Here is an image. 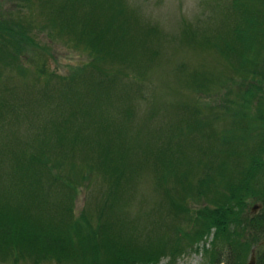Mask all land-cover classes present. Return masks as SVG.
I'll return each instance as SVG.
<instances>
[{"label":"rangeland","instance_id":"rangeland-1","mask_svg":"<svg viewBox=\"0 0 264 264\" xmlns=\"http://www.w3.org/2000/svg\"><path fill=\"white\" fill-rule=\"evenodd\" d=\"M91 1L97 6L93 13L81 16L84 9L91 10L89 5L75 15L70 7L61 11L67 13L64 23L62 16L57 21L52 18L51 8L60 9L65 0H31L29 5L27 0H0V19L18 18L32 42L22 52V71L0 59V95L10 105L9 110L2 109L6 114L0 120V163L9 161L17 151L37 157L32 164L46 175L43 179L54 205L51 215L67 234L72 231L69 239L74 245L60 259L55 254L37 256L30 249L10 254L0 248V264H114L108 259L112 254L102 246L108 238L137 247L160 248L162 240L169 244L158 260L140 259L133 264H211L206 249L213 246L214 229L195 243L185 237L193 234L196 210L209 204L211 197L195 192L184 199L185 190L178 181L183 185L198 182L201 176L189 173L191 161L220 160L210 152L219 141L214 138L209 142L211 138L194 127L195 118L218 114L215 127L227 128L248 100L251 111L245 114L244 127L256 129L260 112L264 115V92L258 93L254 80L263 78L261 74L254 78L244 74V69L250 73L264 70V57L258 63L256 60L259 54L264 56L263 1L250 6L260 9L261 18L254 13L250 21L240 23L251 31L253 40L249 38V42L260 37L263 43L251 42L248 48L247 43L238 42L243 46L234 53L218 46L224 47L236 33L234 27H241L237 12L232 11L234 0ZM115 10L124 13L131 31L127 42L110 47L111 54L101 60L71 27L87 30L99 14L98 28ZM256 34L259 37L255 38ZM204 75L209 80L198 91L194 80ZM253 89L255 97L251 98ZM180 124L194 131L182 142L171 140L172 131ZM11 144L18 149H12ZM171 147L181 156L169 154ZM108 149L112 152L107 157L126 156L129 181L117 196L109 192L110 174L100 168ZM156 149L165 152L156 153ZM176 157L182 159L178 166L170 163ZM92 163L95 168L90 174ZM65 182L76 184L75 194H67ZM172 199L192 210H177ZM12 200L24 202L19 196ZM246 201L248 213L261 212V201L253 196ZM63 204L72 206L73 212L65 218H61ZM255 204L260 207L254 212ZM86 215L89 222L84 220ZM74 228H78L77 234ZM84 237L88 244L80 246ZM252 244L258 254L264 252V237ZM97 245L100 249L93 251ZM172 247L177 248L175 255L169 251ZM255 249L246 263L256 254ZM124 260L121 264H132Z\"/></svg>","mask_w":264,"mask_h":264},{"label":"trees","instance_id":"trees-1","mask_svg":"<svg viewBox=\"0 0 264 264\" xmlns=\"http://www.w3.org/2000/svg\"><path fill=\"white\" fill-rule=\"evenodd\" d=\"M27 1H29L28 5L31 4V0ZM66 1L67 0H65V3L62 4L58 10H54V7L51 8V13H53L51 15L55 21H57L58 16H62V22L65 23L64 18L67 13H61V11L68 7H70L68 9L73 10V14L71 15H75L74 12L89 5L91 10L84 9L81 16H83L82 14L93 13L92 9L97 7L93 5L94 3H92L91 0H71L70 4L66 3ZM261 1H263L262 3L264 5V0ZM256 2H258V0H234L232 11L234 13L237 12L239 24H243L246 20L250 21L251 15L254 13H257V18H261L260 9H250L252 7L251 5L256 4ZM123 14L121 10L113 11L112 15L110 14V16L106 18V22H103V25L101 23L98 28L95 27V22L96 19L100 17L99 14L94 18L95 20H91V24L89 25L90 28L87 30H83V28H85L84 26L81 28H71L74 29L76 36L79 37L78 39L82 40L83 43L91 49L92 53L96 54L98 58L104 59L111 54V52H109L110 47H119L124 40L127 42L131 26L130 21H127ZM262 18H264V15ZM6 19H0V59L4 64L10 63L18 65V69L22 71L23 67L20 64V58L23 55L22 52L28 50L32 42H30L28 33L25 31V27L18 18H13L12 20ZM241 24V27H234L236 33H234L233 38L228 37L227 44H225L224 47L220 46L221 43L218 44L224 52L229 50L227 53H234V49H237V47L241 49L242 47L239 46L243 45L237 44L238 42L247 43L248 48L251 42H256L257 45H261V43L264 42V39H262L263 42H261L258 34H256L255 37H259L258 41L249 42V38L253 40L251 31L247 29V25ZM75 25L76 23H74V26ZM263 45L264 43L262 46ZM101 52H103V55L99 54ZM257 57L256 60L258 63L262 61L260 58L263 59L264 56L259 54ZM239 70L242 71L241 68ZM244 71V74H247L246 76L250 78H254L261 74V78L263 79H254L258 82L257 86L259 88H256L255 85L251 86L254 89L256 88L258 93L264 92V70L258 73H250L251 70L249 69H244ZM241 73L243 74V72ZM104 74L107 76L109 75L108 73ZM208 80L209 77L205 75L194 80V83L199 87L197 88L198 91H201V87L205 86ZM254 89L252 90V95H250L251 98L255 97ZM44 91L45 90H42V92ZM250 102L251 101L248 100L247 103H243L244 109H240L238 114L233 115L234 121L227 128L217 130V127H215V120L220 118L218 114L213 117H205L203 115L195 118V120L198 119V121L196 122L197 125L194 127L201 130V133H203V136L206 138H211L208 139L209 142L214 138L219 141V145H213L214 147L211 148L210 152L212 156L216 154L220 160L214 161V159L210 157L207 161L203 159L194 161L193 159L194 162L191 161L188 163L187 167L190 174L194 175L198 173L196 175L198 178L201 176L197 180L198 182L195 183V181L192 180L183 185L181 180L178 181V183L181 184V188L185 190L184 199H186V197L188 198L189 194L195 192L200 196L203 194L204 196H209V198L211 197L212 202L209 201V204L197 209L195 214L193 213L195 215V218L192 220L194 224L193 234L191 233L185 236L187 237L186 239L189 238L191 242L193 241V243H195L206 233H210L212 229H214L213 246L211 249H206L211 264H221L224 261H226L227 264H245L249 253H252L255 249L252 247V242H256L259 238L264 237V115L260 112V119L257 120L256 129L244 127L245 114L247 111H251V106H249ZM5 104H7V107ZM8 106L10 105L0 95V120L5 119L6 113H4L2 109L9 110L10 108ZM259 109L261 108H258V110ZM197 111H200V109ZM181 126L182 124L177 126L179 127L177 131L176 128H174L171 140L178 138L177 140L182 142V139L185 140V137L194 131L191 127L185 129L183 128L184 126ZM205 127H210V129L206 131L204 130ZM255 130L256 132H254ZM179 141H177V143H179ZM249 144L252 146L250 147ZM171 146H173V144ZM11 148L18 149V147L12 144ZM164 149H156V153L165 152ZM105 151L100 168H106V171L110 174L111 186L109 187V192L111 196H117L118 193L121 192V187L124 186L123 184H125L127 180L129 181L125 171L127 163L124 159L126 156H123L118 151L117 153L120 154L119 158L114 155L107 157L111 155L112 151L109 149ZM168 153L173 156H181L179 155V151H175L173 147L170 148ZM30 156H32V154L28 152L22 155L20 151H17L11 153V159L9 161L0 163V248H3V251L4 249L5 251L9 250L10 254L11 252L20 254L22 250L30 249V252L37 256L42 255L45 257V255L55 254V256L60 259L64 252L70 250V248L74 246L69 239L71 238L69 234H72V231H68L69 234H67L64 229L62 230L60 228L59 224L57 226L55 223L56 217L51 215L53 212L50 210L54 206L51 205L49 201L51 194L48 192H50V187L43 179L46 175L40 170V167L36 169L35 165L32 164L33 159H37V157L34 155L30 158ZM234 159H237V161L234 162ZM181 160L182 159L178 157H176L175 160L172 158L170 163L174 166H178ZM230 161L233 162V165L229 164ZM94 168L92 163L88 170L90 174H92ZM209 169L210 171H208ZM64 185V187L68 189L67 194L69 192L75 194L77 187L74 182H65ZM18 191L19 193H17ZM14 196H19V198L24 199V202L14 203L12 200ZM252 196L256 198V200L262 202L263 209L261 208V212H247L246 208L248 204L246 200ZM71 200H73V198ZM172 204L177 210L179 209V211L184 213L192 210V208H187L188 206L186 204H183V202L177 199H172ZM61 212L63 214L61 218H65V215L67 216L68 214L71 215V213H73L72 206L63 204ZM100 215H104V212ZM87 218V215L84 216V220L89 222ZM73 231V233L78 232V228H74ZM79 241L80 246H82L81 243L83 245L88 244L85 237L82 241ZM179 241L181 240L178 239V242ZM217 243L222 246H219ZM60 244L62 246L58 247ZM3 245H5V248ZM102 246H104L103 248L108 254H112L108 259L114 262V264H121L122 258L123 260L125 259L124 261L133 264L137 263L140 259L146 261L158 260L163 253L167 252L169 244L165 240H162L160 248L152 245H141L137 247L135 244L127 245L125 243H116L112 241L111 238H108L105 239ZM176 246L179 245L176 244ZM99 247L100 246L96 247V249L94 248L93 251L97 250ZM175 247L169 249V251H172L173 255L177 253V248ZM160 249L163 252H160ZM255 251L257 255V264H264V252L258 254V250L255 249ZM7 255H9V253ZM37 260H39V258Z\"/></svg>","mask_w":264,"mask_h":264},{"label":"water","instance_id":"water-1","mask_svg":"<svg viewBox=\"0 0 264 264\" xmlns=\"http://www.w3.org/2000/svg\"><path fill=\"white\" fill-rule=\"evenodd\" d=\"M260 205L258 204H255L253 207H252V211H257L259 209ZM247 264H256V254L255 252L253 253L252 257H251V260L249 261V263Z\"/></svg>","mask_w":264,"mask_h":264},{"label":"flooded vegetation","instance_id":"flooded-vegetation-1","mask_svg":"<svg viewBox=\"0 0 264 264\" xmlns=\"http://www.w3.org/2000/svg\"><path fill=\"white\" fill-rule=\"evenodd\" d=\"M247 263H248V262H247ZM247 263H246V264H247ZM256 264H257V256H256Z\"/></svg>","mask_w":264,"mask_h":264},{"label":"bare ground","instance_id":"bare-ground-1","mask_svg":"<svg viewBox=\"0 0 264 264\" xmlns=\"http://www.w3.org/2000/svg\"><path fill=\"white\" fill-rule=\"evenodd\" d=\"M254 206V205H253Z\"/></svg>","mask_w":264,"mask_h":264}]
</instances>
